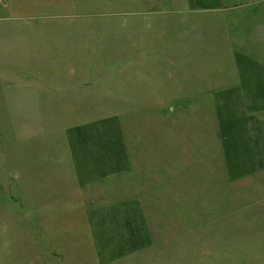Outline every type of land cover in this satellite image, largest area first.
<instances>
[{
    "label": "rangeland",
    "instance_id": "rangeland-1",
    "mask_svg": "<svg viewBox=\"0 0 264 264\" xmlns=\"http://www.w3.org/2000/svg\"><path fill=\"white\" fill-rule=\"evenodd\" d=\"M137 10L136 0H0V264H264V170L229 177L208 96L170 114L188 101L171 94L186 64L167 23L145 27ZM170 119H192L193 136L207 127L209 138L207 160L178 158L176 175L164 167ZM91 120L138 130L144 162L152 154L162 167L139 184L153 241L108 262L95 255L87 207L69 201L97 191L49 172L67 130Z\"/></svg>",
    "mask_w": 264,
    "mask_h": 264
},
{
    "label": "crops",
    "instance_id": "crops-1",
    "mask_svg": "<svg viewBox=\"0 0 264 264\" xmlns=\"http://www.w3.org/2000/svg\"><path fill=\"white\" fill-rule=\"evenodd\" d=\"M136 2L145 27L152 25V19L167 23L173 33L172 55L182 57L178 60L186 64L185 86L171 94L183 95L188 101L184 106L172 105L170 114L192 109V96H208L205 102L212 104L229 177L237 179L264 170V0ZM208 61L217 63L215 74L208 71ZM188 64H196L201 71L191 74ZM167 126L171 147L164 167L170 174L178 172V158L192 160L197 155L207 160V127L198 126L201 137L196 138L192 119L184 124L170 119ZM65 142L64 153L49 157L50 168L55 169L49 172L70 177L69 182L80 189L97 191L90 194V203L69 200L72 206L87 207L95 255L108 262L144 250L154 234L139 184L162 168L151 161L155 159L152 154H147L151 157L144 162L148 140L136 129L125 136L116 121L91 120L70 127ZM186 168L185 173L191 175ZM113 192L117 196H111Z\"/></svg>",
    "mask_w": 264,
    "mask_h": 264
}]
</instances>
